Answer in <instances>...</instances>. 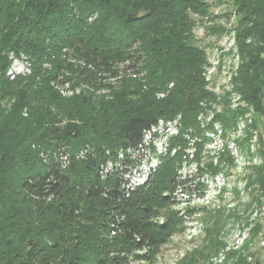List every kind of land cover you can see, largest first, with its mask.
<instances>
[{"label": "trees", "instance_id": "obj_1", "mask_svg": "<svg viewBox=\"0 0 264 264\" xmlns=\"http://www.w3.org/2000/svg\"><path fill=\"white\" fill-rule=\"evenodd\" d=\"M232 2L242 16L240 33L264 38V0ZM202 3L0 0V218L16 197L39 203L64 198L56 208L57 217L73 222L83 209L80 189L86 198L105 199L110 224L101 226L120 235L110 244L97 239V234L87 238L93 231L88 224L81 236L83 224H76L71 233L76 242L86 245L89 239L96 244L92 264H125L132 250L164 243L166 225L144 216L162 198L156 195L160 171L154 169L141 183L133 178L136 165L151 147L147 134L162 119L178 115L187 119L186 113L195 111L204 97L195 50L175 39L159 38L165 25L187 21V11L198 12L195 7ZM171 32L172 37L180 34ZM11 54L27 55L33 61L31 74L10 80L6 72ZM249 66L252 74L258 72L257 59ZM103 81L121 86L112 98L96 104L84 95L62 97L51 86L82 82L93 89ZM22 84L29 89L27 96L17 91ZM156 93L164 97L158 99ZM12 97V103L7 101ZM86 147L95 153L77 159L76 153ZM187 181L172 173L165 190L176 192ZM26 246L22 238L20 263L33 264L36 261L25 258ZM42 247L46 244L40 247L46 251ZM38 257L42 264L52 259ZM82 262L72 255L56 264ZM0 264L17 262L0 259Z\"/></svg>", "mask_w": 264, "mask_h": 264}, {"label": "rangeland", "instance_id": "obj_2", "mask_svg": "<svg viewBox=\"0 0 264 264\" xmlns=\"http://www.w3.org/2000/svg\"><path fill=\"white\" fill-rule=\"evenodd\" d=\"M201 1L202 5L195 7L198 12L187 11V21L169 22L161 36L155 34L156 38L175 39L195 50L205 94L195 111L186 113L187 119L179 115L162 119L146 136L151 147L136 165L133 180L141 183L159 169L161 187L156 195L162 198L144 216L154 224L166 225L165 240L156 248L132 250L125 264L263 261L264 38L240 33L244 27L242 16L235 11L232 0ZM172 30H180V34L172 37ZM10 57L6 72L10 80L31 74L33 61L27 55ZM252 59H257L259 65L253 74L249 66ZM51 86L62 97L84 95L96 104L112 98L121 85L103 81L93 89L82 82ZM20 90L27 96L29 89L23 84L17 91ZM156 97L162 99L164 95L156 93ZM14 100L15 97L7 99L10 103ZM85 149L76 153L77 159L95 153L91 147ZM81 171L84 173L86 168ZM172 173L188 180L176 192L165 190ZM77 192L83 209L73 222L57 217L56 208L64 198L42 203L19 197L11 200L3 212L5 216L0 218V259L13 258L22 264L19 249L23 238L29 245L25 247V258L36 261L33 264H42L38 256L52 257L48 264H56L72 255L80 257L82 264H92L96 244L89 239L86 245L77 243L71 236L76 224H83L81 236L88 224L93 231L87 238L97 234L102 242L113 244L120 240L118 233H107L101 226L110 224V207L105 205V199H89L80 189ZM7 239L10 240L6 242ZM43 244L46 251L40 249Z\"/></svg>", "mask_w": 264, "mask_h": 264}]
</instances>
